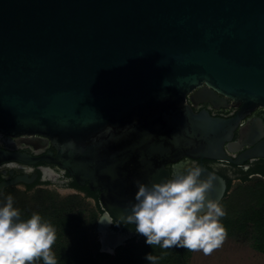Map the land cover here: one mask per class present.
<instances>
[{"label": "water", "instance_id": "1", "mask_svg": "<svg viewBox=\"0 0 264 264\" xmlns=\"http://www.w3.org/2000/svg\"><path fill=\"white\" fill-rule=\"evenodd\" d=\"M223 98L264 106V0H0V132L57 148L52 159L0 148V165L52 160L99 189L101 251L127 238L112 221L134 224L136 180L167 179L182 156L264 157L263 141L230 158L238 117L192 110ZM198 167L219 202L223 178Z\"/></svg>", "mask_w": 264, "mask_h": 264}, {"label": "clouds", "instance_id": "2", "mask_svg": "<svg viewBox=\"0 0 264 264\" xmlns=\"http://www.w3.org/2000/svg\"><path fill=\"white\" fill-rule=\"evenodd\" d=\"M201 174L198 166H192L158 183L135 181L138 191L126 219L135 224L136 232L146 237L148 245L180 247L205 255L222 246L227 231L220 219L226 211L218 201L206 199L212 178L201 180ZM6 200L0 206V264H34L41 258L44 264H57L52 251L55 228L36 213L21 220L13 197L9 195ZM145 258L149 264H156L158 259L152 253Z\"/></svg>", "mask_w": 264, "mask_h": 264}, {"label": "flooded vegetation", "instance_id": "3", "mask_svg": "<svg viewBox=\"0 0 264 264\" xmlns=\"http://www.w3.org/2000/svg\"><path fill=\"white\" fill-rule=\"evenodd\" d=\"M192 110L194 112L206 110L211 116L223 119L238 117L231 138L223 143L225 154L232 159L264 141V106L242 108V104H233L232 100L223 98L217 105L209 101H198L196 104H192ZM0 148L11 152L23 153L33 158L50 153L49 158L52 159L57 153V148L53 141L39 134L11 136L0 132ZM199 165L223 178L225 192L221 200L227 194H230L236 185L246 184L253 179L264 181V157H251L239 164H234L230 160L223 158L210 159L182 156L175 162L165 164V168L169 170L168 178H172L176 172L186 171L192 166ZM24 175L27 179L32 180L30 182L19 181L2 188L0 190V202L6 201L9 192L16 194L18 191H23L31 195L38 189H46L55 191L58 194H76L85 201L90 202L91 208L98 213L96 222L106 211L99 201L101 192L99 189H91L88 183H77L74 176L52 160H38L35 163L28 164L9 161L0 165V182L14 180L16 177ZM109 227L113 231L127 236L123 240V244L130 239L141 236V234L136 232L135 224L123 225L112 221ZM96 235L99 241L101 233L96 231ZM123 244L117 245L114 250ZM99 246L101 248L100 241Z\"/></svg>", "mask_w": 264, "mask_h": 264}, {"label": "trees", "instance_id": "4", "mask_svg": "<svg viewBox=\"0 0 264 264\" xmlns=\"http://www.w3.org/2000/svg\"><path fill=\"white\" fill-rule=\"evenodd\" d=\"M247 192L240 198L227 194L220 201L226 211L220 222L227 236L249 239L251 247L264 255V181H257L255 188ZM9 195L13 197V206L19 210L21 220L26 221L36 213L55 228L52 251L57 264H149L145 258L148 253L158 257L156 264H189L193 251L150 246L143 235L120 245L114 253L101 251L95 229L98 213L93 208L86 209L79 195L61 198L58 193L46 189H38L31 195L23 191L16 195L9 192ZM242 199L245 201L239 202ZM6 202H0V206ZM34 264H44V261L41 258Z\"/></svg>", "mask_w": 264, "mask_h": 264}, {"label": "rangeland", "instance_id": "5", "mask_svg": "<svg viewBox=\"0 0 264 264\" xmlns=\"http://www.w3.org/2000/svg\"><path fill=\"white\" fill-rule=\"evenodd\" d=\"M257 180L253 179L246 184L236 185L230 194L237 198L242 197L248 193L249 188H255ZM59 196L65 197L67 193L59 194ZM244 201L242 199L239 202ZM84 203H86L84 206L86 209L92 207L90 202L84 200ZM189 264H264V255L251 247L249 239L241 236H227L222 246L210 255H205L202 251L192 252Z\"/></svg>", "mask_w": 264, "mask_h": 264}]
</instances>
